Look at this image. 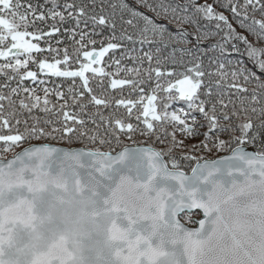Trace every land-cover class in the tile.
I'll use <instances>...</instances> for the list:
<instances>
[{"label":"snow or ice","instance_id":"obj_1","mask_svg":"<svg viewBox=\"0 0 264 264\" xmlns=\"http://www.w3.org/2000/svg\"><path fill=\"white\" fill-rule=\"evenodd\" d=\"M261 41L264 0H0V264H264Z\"/></svg>","mask_w":264,"mask_h":264},{"label":"trees","instance_id":"obj_2","mask_svg":"<svg viewBox=\"0 0 264 264\" xmlns=\"http://www.w3.org/2000/svg\"><path fill=\"white\" fill-rule=\"evenodd\" d=\"M21 2L24 3V4L31 3V4H33V5H35V6H38V5H40V4H46V3H47V0H21ZM61 2H63V0H61ZM198 2H201V3H202V2H204V0H198ZM209 2H211V0H209ZM226 14H227V13H226ZM161 22L164 23V21H161ZM201 23L203 24L204 22L202 21ZM38 26H40V25H38ZM66 26H67V25H66ZM43 27H44V30H45V31L48 30V29H47V26H43ZM183 27L186 28V29H187V32H188V35H187L186 38H187V41H188L189 43H188V45H186V47H191L192 44H195V43H196L195 38H194V36L192 35V33H193V31H194V26L184 25ZM170 28H171V30H172L173 32L176 31V29H175L174 26H170ZM237 30L240 31V32H242V34L248 36V39H249L250 41H252L253 43H257V42L255 41L254 37H252L251 35H249L247 32H244V30H242V29H237ZM61 31H63V29H61ZM96 31H97V32H101V33H102V36L105 37V38L108 37L109 35H111V33H110L106 28L97 29ZM117 35H119V26H118V29H117ZM102 36H101V35H96V36H93V37H92L93 39H96V40L98 41L97 47H99V41L101 40ZM78 38H79V37H77V39H78ZM45 39H47V38H45ZM61 39H63V40L66 41V44L69 46V50L71 51V44H72V42H71V40L68 39V37H67L66 35H63V36H62V35L57 34V35L51 40L52 46H53V47H57L55 41H56V40H61ZM217 39H218V37H217ZM40 44H41L42 47H46V45H45V43H44L43 40L40 41ZM257 46H264V41L259 42ZM59 47H60V48H63V47H65V44H61V45H59ZM126 47L129 48V49H131V48H133V47H135L136 49H139V48H140V45H139V44L133 45V44H131V43H126ZM172 47H173V45H170L166 50H164L163 54H164V55H170V54H172ZM207 48H208V45L205 43V44H202V45H201V49H200V50H201V51H204V50L207 49ZM144 50L146 51V50H148V49L145 48ZM121 51H122V50H116L115 53H109L108 55H106V57H105V63H106V64L111 63V57H113V56H114L115 58H119V57H120V54H121ZM153 51H155V49H153ZM134 54H135V55H140V54H142V53H140L139 51H137V52L134 53ZM176 56H177V57L184 56V53L177 51V52H176ZM210 56L213 57V58H221V59H223V57H220V53H219V52H215V53L209 52L208 55H206V56L203 57L204 62H205L206 65L208 64V59H209ZM184 58H185V60H188V59H190L191 57H190V56H184ZM227 58H228V59L235 60V59H238V58H240V57H239L238 55H236V54H231V55H229ZM128 66H131L130 62H129V65H128ZM33 70H36V69H35V66H33ZM109 70L114 71L115 69H114V67H113L112 69H109ZM121 78H122V77H121ZM40 79H44V80L46 81V83H45V84H39L38 82H33V81H31V80H26V81L24 82L23 86H24V87H28V88H37V89H38L37 94H39V95L42 96V95H43L42 89H43L44 87L52 88V87H54L56 84H61V83H62L64 86H63V88H62L61 90H62V91H65V92L67 93L68 86L71 84V80L63 81V80H61V79H58V78H50V77L45 76V75H41V76H40ZM76 83H77V85H79V84H80V81L77 80ZM97 83H98L97 81H93V82H91V86L95 89ZM12 86L15 87L16 84L13 83ZM97 90H98V89H97ZM109 91H111V90H109ZM112 94H113V95H116V96H119V95H120V93H119L118 91H116V92H112ZM125 94H126V93H125ZM50 98L53 100L54 103L56 102L54 96H52V97H50ZM69 103L71 104V101H69ZM181 106H183V105H180V104L175 105V107H181ZM70 110H72V111H77V109H75V108H71ZM87 111H88V112H92V111H94V109H91V108H90V109H88ZM105 114H107V113H105ZM34 115L40 116V117H42L43 119H53V120L56 119V117H55L54 115L45 116V114H43V113H41V112H34ZM24 118H26V117H25V116H22V117H21L22 120H23ZM81 118H82V119H85L86 121L89 120V117H88L87 115H85V114H81ZM198 119H199V117H198ZM20 127H21V131H22V130H23V125H21ZM87 127H88V128H93L94 125H92V124L89 122V123L87 124ZM101 131H103V130H101ZM200 131H204V129H200ZM5 134H7V133H5ZM237 134H238V133H237ZM199 138L202 139V137H199ZM135 139H136L138 142H143L146 138H145V137H141V136H139V135L137 134V136L135 137ZM43 142H47V143H51V144H58V145L68 146V147H74V146H79V147H84V148H86V147H94V145L90 144L89 141H88L87 139L77 140L75 137H73L71 140H69V139H67V138L61 139L60 136H59V134H57V138H56V139H48L47 141H35V140H33V141H28V142H26L25 144H23V145H21L20 147H18V148L16 149V151L19 150L20 148H22L23 146L28 145L29 143H43ZM188 142L191 143V142H193V141H188ZM124 143H130V141H128L127 139H124ZM113 144H114V142H113ZM233 146H234V145H233ZM2 147H3V145L0 144V148H2ZM254 149H255V150H258V149H256V148H254ZM102 150H107V148H106V147H105V148H102ZM223 153H226V152H216V151H212V152H203V153H198V154L204 156V158H212V157H214V156H217V155H220V154H223ZM12 154H13L12 152H8V153H4L3 155L7 158V157L11 156ZM182 163L185 165V171H189V170L191 169L190 166H189V162H187V161H183ZM194 163H195V161H192V162H191L192 165H193ZM195 215H197V213H195Z\"/></svg>","mask_w":264,"mask_h":264},{"label":"water","instance_id":"obj_3","mask_svg":"<svg viewBox=\"0 0 264 264\" xmlns=\"http://www.w3.org/2000/svg\"><path fill=\"white\" fill-rule=\"evenodd\" d=\"M34 144V143H33ZM51 144V143H50ZM52 146H54V147H60V148H84V147H79V146H74V147H68V146H62V145H58V144H51ZM28 145H26V146H23V147H27ZM22 147V148H23ZM22 148H20L19 150H17V151H20ZM247 150H252V151H254L255 149L254 148H252L251 146H249V148L247 149ZM13 155V154H12ZM12 155L11 156H9V157H7V158H11L12 157ZM226 155H230V153L229 152H226V153H223V154H220V155H217V156H214V157H212V158H205V159H209V160H215V159H218L219 157H221V156H226ZM201 162H203V161H201ZM195 164V163H194ZM190 171H191V169L189 170V171H187V172H189L190 173ZM197 214H198V216L197 217H199L200 216V213L199 212H196Z\"/></svg>","mask_w":264,"mask_h":264},{"label":"rangeland","instance_id":"obj_4","mask_svg":"<svg viewBox=\"0 0 264 264\" xmlns=\"http://www.w3.org/2000/svg\"><path fill=\"white\" fill-rule=\"evenodd\" d=\"M196 216H198V215H196Z\"/></svg>","mask_w":264,"mask_h":264}]
</instances>
